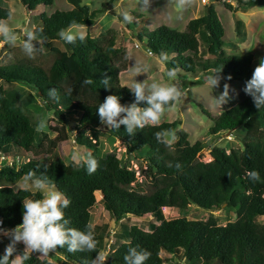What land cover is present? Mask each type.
I'll use <instances>...</instances> for the list:
<instances>
[{
    "label": "trees",
    "instance_id": "16d2710c",
    "mask_svg": "<svg viewBox=\"0 0 264 264\" xmlns=\"http://www.w3.org/2000/svg\"><path fill=\"white\" fill-rule=\"evenodd\" d=\"M66 1L71 5L69 9L39 12L37 25L31 30L39 32L42 29L47 41L62 44V49L55 45L49 48L53 58L47 69L20 59L0 65V82L6 85L0 84V150L8 152L10 146H16L27 154L38 141L40 131L27 112V104L36 98L59 123L69 126V121L73 120L70 127L74 131L73 142L79 146L91 143L89 151L99 167L89 175L85 168L72 161L64 162L53 151H48L44 159L30 157L17 168L1 167L0 219L3 225L13 228L22 222L23 200L42 199L39 191L13 189L10 185L30 170L37 175L46 171L56 189L71 200L64 210L70 227L84 230L85 225L90 224L95 192L101 195V205L113 220L149 216L157 221L151 223L148 230L121 225L115 234L117 243L111 244L105 256L106 264H124L128 248L137 245L151 253L145 264H164L161 252L185 264H212L217 259L220 264H264V220H257L258 216H264V107L258 110L247 94L231 97L214 116L198 104L200 112L211 121L208 134L242 129L240 148H230L226 152L212 146L209 161L196 157L203 145L198 140L190 143L187 133L177 128L178 120L137 129L134 135H129L123 125L119 129L107 127V146L101 152L97 144L102 134L98 129L101 126L97 112L99 104L108 95L119 96L121 104L125 105L134 102L135 97L129 87L119 82L122 65L116 63L120 50L115 46L113 35L100 40L86 32L85 41L77 40L75 44L60 39V29L67 28L71 21L90 26L102 11L100 8L90 10L81 0ZM19 2L28 12L52 4V0ZM225 5L231 8L229 4ZM236 6L244 11L253 6H264V0H236ZM9 13V9L0 6V20L7 18ZM132 14L134 19L142 17L141 13ZM241 26L242 21L237 19L236 32L242 41L245 37ZM223 34L217 14L208 5L202 15L189 19L181 31L159 24L150 30L136 27L134 35L156 57L166 53L167 60L164 61L168 71L178 68L177 75L197 71L212 75L213 70L222 69L221 76L250 80L251 53L225 54ZM199 40L211 58H200ZM105 74L111 77L110 89H105L101 83ZM86 79L93 83L84 84ZM26 88L32 92H26ZM53 88L59 92L58 101L48 95ZM139 106L147 105L141 103ZM72 115L76 117L72 118ZM167 129L174 130L177 139L171 143L158 142L155 133ZM115 140L124 146V154L144 161V168L139 166V171L145 184L137 181L132 168L121 163L111 148ZM177 163L181 165L179 169L175 167ZM253 169L261 177L255 183L246 176V172ZM190 204L209 211L234 208L235 217L218 224L212 215L193 220L184 217L166 219L162 214V208L185 210ZM94 236L97 242L94 251L69 252L65 246L54 252L62 255L68 264H90L100 252L103 234L94 231ZM8 243L7 238L5 248ZM17 249L22 252L24 247L20 243ZM24 264L56 263L31 254Z\"/></svg>",
    "mask_w": 264,
    "mask_h": 264
},
{
    "label": "rangeland",
    "instance_id": "374dc122",
    "mask_svg": "<svg viewBox=\"0 0 264 264\" xmlns=\"http://www.w3.org/2000/svg\"><path fill=\"white\" fill-rule=\"evenodd\" d=\"M81 3L86 5L90 10L95 8L102 9L95 17L93 24L86 26L85 32L100 40L110 35L114 36L115 46L120 50L116 63L122 65L118 73L120 84L131 88L135 81L144 82L146 80L149 85L154 82L159 84L176 83L181 87L183 94L176 103V107L172 111H166L160 122L178 120L179 124L177 128H181L187 133V139L190 143L195 140L200 141L203 148L196 154L199 160L209 161L211 159L209 150L212 146L221 147L226 152L230 148L241 147V127L229 132L208 134L207 128L211 125V121L200 112L198 104L211 115H216L230 100L222 106L217 104L215 100V97H218L223 92L224 84H229V96L231 98L246 94L243 91L246 79L244 77H232L231 80H227V76H221L222 79L220 80L219 87L214 89L206 83V77L211 74L203 75L200 71L194 74L180 73L176 78L170 80L167 76V62L152 53L147 54L145 46L136 39L134 34L136 27L150 30L159 24H164L181 31L189 19L202 15L205 6L209 5L214 9L223 27L222 48L224 53L227 55L241 54L243 52L251 53L250 69L253 73L259 58L264 57V6H253L241 11L236 6V0H191V3L186 4L184 7H179L177 0H151V7L147 9L141 8L140 0H81ZM101 4L102 7H99ZM225 4H229L231 8L228 9ZM0 6L9 9L11 18L9 19L8 16L3 20H7L9 26L19 34L21 40L27 31L32 30L37 25V14L39 12L50 13L54 9L65 10L71 7L66 0H52L51 5L40 6L30 12L24 9L19 0H0ZM123 11H128L134 18L135 16L132 12L141 13L142 17L134 19L131 23H125L122 17ZM237 19L242 21L241 29L245 37L242 41L238 38L236 32ZM2 39L0 37V41ZM199 41L200 58H211L210 54L204 51L205 48L201 40ZM52 45L60 49L63 48L60 42L47 41L43 46V51L38 53L34 59H30L22 51L21 41H18L14 46L0 43V65L20 59L47 69L53 58L52 52L49 49ZM135 65L146 67L147 70L137 74L133 71ZM0 84L6 87L4 83L0 82ZM26 92L32 91L26 88ZM27 112L30 119L36 122V126L41 120H44L46 127L40 131L38 141L27 154L23 153L16 146H10L8 152L15 151L18 154H22L24 158L34 157L44 159L48 151H53L67 163L71 161V155L74 151L81 153L89 151L91 143L79 146L73 142L74 131L70 129L73 120L69 121V126L59 123L51 115L50 111L43 109L41 102L36 98L34 102L27 104ZM75 117L76 115H72V118ZM98 129L102 134L97 144L102 152L107 146L108 141L106 136L107 126L101 125ZM111 148L120 157L122 164L132 168L136 172L137 181H142L145 184L142 173L139 171V166L142 169L144 168V161L133 157L131 154H124V146L118 140L112 143ZM22 178L20 177L10 186L13 189L23 188ZM100 197L101 195L98 192L94 193V203L90 208L89 222L95 232L103 234L99 253H103L105 256L110 251L111 244L113 242V244L117 243L115 241V234L119 232L121 225H134L148 230L151 223H157V221L149 216L141 218L126 216V218L117 221L113 220L109 217L107 211L103 209ZM234 211V208L226 207L209 211L199 208L194 204L188 205L185 210L169 207L162 208V214L166 219L184 217L197 220L205 219L208 215H212L218 224H224L234 219ZM257 220H264V216H258ZM5 240H7L6 237H0L1 242L4 243ZM21 244L23 245V243ZM160 255L164 258V264H185V262L178 261L164 252H161ZM47 258L56 264H68L64 261L62 255L56 252H53V255L49 254ZM212 264H220V262L217 259Z\"/></svg>",
    "mask_w": 264,
    "mask_h": 264
},
{
    "label": "clouds",
    "instance_id": "9594fccd",
    "mask_svg": "<svg viewBox=\"0 0 264 264\" xmlns=\"http://www.w3.org/2000/svg\"><path fill=\"white\" fill-rule=\"evenodd\" d=\"M177 3L179 7H184L191 3V0H177ZM140 6L142 9L151 7V0H140ZM122 17L125 23H131L134 20L128 11H123ZM10 18L11 13H9ZM86 28L85 24H79L73 20L67 28L60 29L58 35L67 44H75L77 40L83 43L86 39ZM42 32V29L39 32L29 30L21 40L19 34L9 26L7 20H0V37L3 38L0 43L14 46L18 41H21L22 51L30 59H34L38 53L43 51L47 37L43 36ZM161 59L167 60V54L161 53ZM146 70V67L137 65L133 67V71L137 74ZM178 72V68H173L167 72V76L173 80ZM221 72L222 69L213 70L214 74L206 77V83L212 89L219 87L222 79ZM110 79L111 77L105 74L101 80L105 89H110ZM226 79L231 80V75ZM91 83H93L91 79L84 81L86 85ZM229 89V84H224L223 92L215 97L217 104L222 106L228 102L230 99ZM130 91L135 97L134 102L130 104H121V98L117 95H108L104 102L99 104L97 112L101 125L111 129H119L123 125L129 135H134L137 129L158 125L165 112L172 111L183 94L181 87L176 83L159 84L154 82L149 85L146 80L144 82L135 81ZM243 91L252 98L254 106L258 110L264 107V57L259 58L251 79L245 82ZM48 95L52 99L59 100V92L55 88L50 89ZM141 103H146L147 106L140 107ZM45 127L46 122L41 120L37 124V131H42ZM155 138L158 142L164 143H170L177 139L175 131L171 129L156 132ZM71 161L76 166L85 168L89 175L94 174L99 167L98 161L91 151L84 153L74 151ZM175 167L179 169L181 165L177 163ZM227 176L230 178L231 172L227 173ZM246 176L254 183L261 180L260 173L255 169L247 171ZM22 180L23 188L26 191H39L43 194V198L23 200L22 223L12 229L0 227V237H6L9 240L3 256L0 257V264H24L31 254L36 253L48 257L57 248L65 246L69 252L95 250L97 242L92 225L86 224L84 230L69 226L70 221L65 218L64 210L70 206L71 200L56 189L46 171L37 175L35 171L30 170ZM20 243L24 245L22 252H18L17 249V245ZM150 256L151 253L147 249L140 248L138 245L129 247L124 255V264H145ZM90 264H106L105 255L97 253Z\"/></svg>",
    "mask_w": 264,
    "mask_h": 264
},
{
    "label": "built area",
    "instance_id": "2783aa9c",
    "mask_svg": "<svg viewBox=\"0 0 264 264\" xmlns=\"http://www.w3.org/2000/svg\"><path fill=\"white\" fill-rule=\"evenodd\" d=\"M146 53L151 54V51L146 48ZM27 160H28V158H24V156L22 154H18V153H14V152H4V151L0 150V168L5 167V166L17 168L19 165L26 162ZM0 222H1V219H0ZM21 223L22 222H20L19 224H21ZM19 224H17V225H19ZM0 227H3L5 229H12V228H8V227L4 226L3 223L0 224ZM15 227H13V228H15Z\"/></svg>",
    "mask_w": 264,
    "mask_h": 264
},
{
    "label": "crops",
    "instance_id": "0c3cea01",
    "mask_svg": "<svg viewBox=\"0 0 264 264\" xmlns=\"http://www.w3.org/2000/svg\"><path fill=\"white\" fill-rule=\"evenodd\" d=\"M5 244H6V240L5 242H1L0 241V252H2L5 249ZM24 246V245H23ZM50 255H53V252L50 253ZM38 257L42 258L43 256H40L39 254H37ZM47 260H49L47 257H45ZM50 261V260H49ZM52 262V261H51Z\"/></svg>",
    "mask_w": 264,
    "mask_h": 264
}]
</instances>
